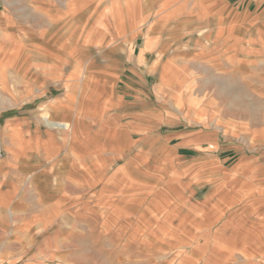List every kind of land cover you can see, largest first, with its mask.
I'll use <instances>...</instances> for the list:
<instances>
[{
  "label": "crops",
  "instance_id": "0c3cea01",
  "mask_svg": "<svg viewBox=\"0 0 264 264\" xmlns=\"http://www.w3.org/2000/svg\"><path fill=\"white\" fill-rule=\"evenodd\" d=\"M257 70L264 0H0V264L77 263L127 215L264 264V131L223 106Z\"/></svg>",
  "mask_w": 264,
  "mask_h": 264
},
{
  "label": "rangeland",
  "instance_id": "374dc122",
  "mask_svg": "<svg viewBox=\"0 0 264 264\" xmlns=\"http://www.w3.org/2000/svg\"><path fill=\"white\" fill-rule=\"evenodd\" d=\"M247 74L246 71L240 72L238 87L224 88V98L230 103L223 106L239 125L255 126L264 131L263 71L254 73L257 83L254 89L244 79ZM161 200L171 201L168 196L161 197ZM175 200L185 201L181 196ZM129 209L132 208H128L131 214ZM130 219L129 215L114 218L110 231L88 234V238L100 245L89 247L93 253L73 264H253L240 261L234 255L237 253L234 248L222 245L211 232L186 229V220L182 217L176 219L175 225L160 223L147 229ZM176 226L178 229H171ZM105 242H110L111 246H103Z\"/></svg>",
  "mask_w": 264,
  "mask_h": 264
},
{
  "label": "bare ground",
  "instance_id": "6f19581e",
  "mask_svg": "<svg viewBox=\"0 0 264 264\" xmlns=\"http://www.w3.org/2000/svg\"><path fill=\"white\" fill-rule=\"evenodd\" d=\"M43 119H44L45 121H48V117H47L46 115L43 116ZM44 120H43V121H44Z\"/></svg>",
  "mask_w": 264,
  "mask_h": 264
}]
</instances>
